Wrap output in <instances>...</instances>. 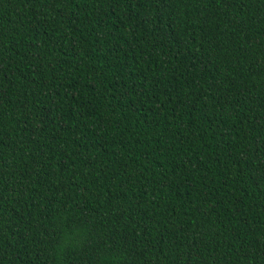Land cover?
I'll return each instance as SVG.
<instances>
[{
    "label": "trees",
    "instance_id": "obj_1",
    "mask_svg": "<svg viewBox=\"0 0 264 264\" xmlns=\"http://www.w3.org/2000/svg\"><path fill=\"white\" fill-rule=\"evenodd\" d=\"M0 264H264V0H0Z\"/></svg>",
    "mask_w": 264,
    "mask_h": 264
}]
</instances>
